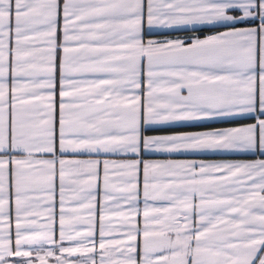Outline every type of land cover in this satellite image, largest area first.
Here are the masks:
<instances>
[{
    "label": "snow or ice",
    "instance_id": "obj_1",
    "mask_svg": "<svg viewBox=\"0 0 264 264\" xmlns=\"http://www.w3.org/2000/svg\"><path fill=\"white\" fill-rule=\"evenodd\" d=\"M204 29L223 31L155 38ZM238 119L254 122L165 130ZM57 147L61 154L137 158H43L55 157ZM157 153L257 158H142ZM101 164L97 244L93 191ZM73 176L87 179H67ZM66 179L76 187L66 188ZM66 192L75 207H65ZM52 258L264 264V0H0V264Z\"/></svg>",
    "mask_w": 264,
    "mask_h": 264
},
{
    "label": "crops",
    "instance_id": "obj_2",
    "mask_svg": "<svg viewBox=\"0 0 264 264\" xmlns=\"http://www.w3.org/2000/svg\"><path fill=\"white\" fill-rule=\"evenodd\" d=\"M61 25H62V20H61ZM240 26H244V25H240ZM182 31V30H180ZM220 31H223V29H221ZM164 32H174L172 30H168V31H164ZM212 34V33H211ZM210 35V34H208ZM204 36H201V38H203ZM156 38V37H155ZM158 39V38H157ZM62 41V34L60 32H58V43H60ZM10 46L12 48L15 47V38L14 35L12 37L11 40V44ZM57 54L58 57L62 55V51L60 49L57 50ZM57 77H59V72L57 73ZM88 79H94L96 77H87ZM103 78V77H102ZM11 80V77H10ZM142 87L145 89L146 91V81L145 83L142 85ZM59 79H57V97H56V127H57V131L59 128V102H60V98H59ZM143 95V94H142ZM253 121H249L246 123H241V124H232V125H225V126H216V127H209V128H193V129H177V130H173V131H202V130H208V129H212V128H223V127H230V126H238V125H243V124H247V123H252ZM205 124V123H204ZM171 132V131H169ZM151 134V133H150ZM45 159H53V158H62V159H70V160H89V159H100V160H104V159H108L111 161H117V162H121V161H125V160H132V159H136L137 157L133 156V155H117V154H88V153H64L61 154L59 152V149L57 147V152L55 154V157L53 156H45L43 157ZM143 159H150V160H184V159H204V160H250V159H256L257 157L251 154H211V155H178V154H161V153H157V154H153V155H147V156H143ZM58 167V166H57ZM75 166H68L67 170H72L74 169ZM67 179H87L86 176H80V177H69ZM67 179H66V188H71V187H76L74 185H69L67 183ZM113 183H118V181L113 180ZM10 190H11V198H10V207H9V211H10V217L12 220V238H15V188H14V181L13 178L10 177ZM140 200L138 202V207L141 209V216L138 217V221L140 223V226L142 227V211H143V195H142V173H141V189H140ZM71 195L70 192H66V203H65V207L66 208H70V207H75V203H67V196ZM93 195L96 196V208H95V239L97 241V244L99 243V216L101 214V207L103 205V197H104V189H103V165L101 164L100 166V172H99V179L97 181V185L95 190L93 191ZM157 206H162L160 204H158ZM37 210H42V209H37ZM82 216H87V211H82L81 213H79ZM54 215L56 218V224H55V232H56V238H59V216H60V197H59V177L57 176V180H56V198H55V203H54ZM41 222H43V220H41ZM80 230H83V228H81ZM64 246L68 247V246H74L71 245L69 242L65 241L64 242ZM57 255H59V252L57 251ZM49 264H55V259L52 258L49 261Z\"/></svg>",
    "mask_w": 264,
    "mask_h": 264
},
{
    "label": "trees",
    "instance_id": "obj_3",
    "mask_svg": "<svg viewBox=\"0 0 264 264\" xmlns=\"http://www.w3.org/2000/svg\"><path fill=\"white\" fill-rule=\"evenodd\" d=\"M221 29H204L202 31H174V32H163L162 34L156 36L158 39H175L177 37L184 38L187 36H206L208 34L213 33L214 31H220ZM249 121H253V119H238L231 123H205L200 127H174V128H167L166 131H173L177 129H193V128H209V127H216V126H225V125H232V124H241L246 123Z\"/></svg>",
    "mask_w": 264,
    "mask_h": 264
}]
</instances>
